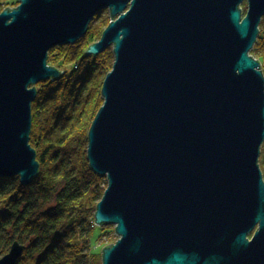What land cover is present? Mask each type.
Listing matches in <instances>:
<instances>
[{
    "label": "water",
    "instance_id": "obj_1",
    "mask_svg": "<svg viewBox=\"0 0 264 264\" xmlns=\"http://www.w3.org/2000/svg\"><path fill=\"white\" fill-rule=\"evenodd\" d=\"M105 10L110 21L85 50L113 55L86 149L107 185L94 225H113L118 237L101 264H264V75L249 55L264 0H18L5 8L0 178L27 186L37 177L29 145L36 85L65 74L48 65V53L74 45ZM197 241L212 253L194 254ZM23 250L14 242L0 264H16Z\"/></svg>",
    "mask_w": 264,
    "mask_h": 264
},
{
    "label": "trees",
    "instance_id": "obj_2",
    "mask_svg": "<svg viewBox=\"0 0 264 264\" xmlns=\"http://www.w3.org/2000/svg\"><path fill=\"white\" fill-rule=\"evenodd\" d=\"M17 4L0 0V12ZM102 13L74 45L48 53V65L65 75L36 85L29 144L39 163L37 177L27 186L18 176L0 178V258L17 242L24 250L16 264H101L92 245L95 234L98 238L102 232L94 225V213L104 189L102 178L88 167L85 147L90 123L102 105L100 86L113 59L106 61L105 51L86 56L85 50L99 37L95 21ZM262 41L264 16L254 47ZM254 47L249 55L261 65L264 56L257 49L256 57ZM110 55L113 58L112 51Z\"/></svg>",
    "mask_w": 264,
    "mask_h": 264
},
{
    "label": "rangeland",
    "instance_id": "obj_3",
    "mask_svg": "<svg viewBox=\"0 0 264 264\" xmlns=\"http://www.w3.org/2000/svg\"><path fill=\"white\" fill-rule=\"evenodd\" d=\"M240 7L245 12V10H246V3H243ZM109 21H110L109 13H108L107 10H105V11H103V13L99 17V19H97V21H95V25L97 26L96 30H97V32L99 34V37H97V40H95L94 43H96V42L99 41V39H100V37H101L104 29L107 27V25L109 23ZM257 49H258L259 56H261V57L264 56V41H262L258 45V47H256V57H257ZM111 51H112L111 47H109L108 49L105 50V52H107V54L104 55V58L106 59V61L108 60V62H109V60L112 61V59H113L112 56L110 55L111 54ZM261 62H262L261 63V70H262L263 75H264V59H263V57H262ZM109 71H107V73ZM101 86H100V91H101ZM90 125H91V123H90ZM75 142L77 143L79 141L78 140L77 141H74L73 142V145L75 144ZM86 149H87V145L85 147V150ZM259 165H260V169L262 170L263 177H264V143H263V145L261 147V155L259 157ZM102 180H104L105 183H106V180H105V178H102L101 181H100L101 190L104 189V191H105L107 185L104 184V182ZM104 191H103V193H104ZM95 209H96V207H95ZM101 228H102L101 235L97 238V233L95 234V236H94L95 241L93 242V245H92L93 250H95V252H97L98 255H101L102 249L104 247H106L108 245H111V244L113 245L118 240V237L116 236V234L114 232V226L113 225H103ZM96 238H97V240H96Z\"/></svg>",
    "mask_w": 264,
    "mask_h": 264
},
{
    "label": "flooded vegetation",
    "instance_id": "obj_4",
    "mask_svg": "<svg viewBox=\"0 0 264 264\" xmlns=\"http://www.w3.org/2000/svg\"><path fill=\"white\" fill-rule=\"evenodd\" d=\"M257 230V226H254V228L246 235V240L248 242L252 241L253 235ZM210 243L207 241H197V243L194 245V254H196L199 257H206L208 254H211V250L209 249Z\"/></svg>",
    "mask_w": 264,
    "mask_h": 264
},
{
    "label": "bare ground",
    "instance_id": "obj_5",
    "mask_svg": "<svg viewBox=\"0 0 264 264\" xmlns=\"http://www.w3.org/2000/svg\"><path fill=\"white\" fill-rule=\"evenodd\" d=\"M65 75V74H64Z\"/></svg>",
    "mask_w": 264,
    "mask_h": 264
}]
</instances>
